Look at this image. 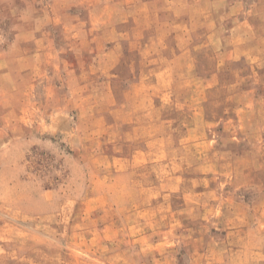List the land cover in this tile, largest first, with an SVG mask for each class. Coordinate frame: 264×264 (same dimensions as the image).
Wrapping results in <instances>:
<instances>
[{"label": "rangeland", "instance_id": "374dc122", "mask_svg": "<svg viewBox=\"0 0 264 264\" xmlns=\"http://www.w3.org/2000/svg\"><path fill=\"white\" fill-rule=\"evenodd\" d=\"M263 188L264 0H0V264L204 263Z\"/></svg>", "mask_w": 264, "mask_h": 264}, {"label": "crops", "instance_id": "0c3cea01", "mask_svg": "<svg viewBox=\"0 0 264 264\" xmlns=\"http://www.w3.org/2000/svg\"><path fill=\"white\" fill-rule=\"evenodd\" d=\"M261 200L257 197L246 205L240 201H236L233 205L232 200L224 205V216L220 218L221 224H227L223 227V231L212 232L209 237L221 242L220 251H196L198 255H202L204 263L199 264H252L251 256H259L261 264H264V188L259 190ZM231 208H240L244 212L238 213L232 211ZM248 208V213L246 209ZM228 211V213H227ZM252 212V213H251ZM233 213V215L231 214ZM229 214V215H228ZM236 252L237 257L249 255V259L233 261L232 253ZM230 254V256H228ZM225 257L231 258V262Z\"/></svg>", "mask_w": 264, "mask_h": 264}]
</instances>
